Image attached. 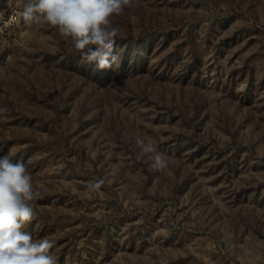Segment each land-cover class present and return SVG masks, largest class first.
I'll list each match as a JSON object with an SVG mask.
<instances>
[{"label":"rangeland","instance_id":"1","mask_svg":"<svg viewBox=\"0 0 264 264\" xmlns=\"http://www.w3.org/2000/svg\"><path fill=\"white\" fill-rule=\"evenodd\" d=\"M27 2L0 0V157L41 193L24 231L58 264H264V0H134L103 70Z\"/></svg>","mask_w":264,"mask_h":264},{"label":"clouds","instance_id":"2","mask_svg":"<svg viewBox=\"0 0 264 264\" xmlns=\"http://www.w3.org/2000/svg\"><path fill=\"white\" fill-rule=\"evenodd\" d=\"M133 4L134 0H28L19 15L29 28L51 26L82 53V63L103 70L119 60L114 54L119 29L113 26V17ZM5 111L0 108V119L6 118ZM136 144L148 154L154 170L167 168L168 158L155 141L138 136ZM102 183L89 185V190H98ZM40 195L23 160H13L11 153L0 157V264H58L50 251L55 241L47 236L35 239L24 231L36 216Z\"/></svg>","mask_w":264,"mask_h":264},{"label":"built area","instance_id":"3","mask_svg":"<svg viewBox=\"0 0 264 264\" xmlns=\"http://www.w3.org/2000/svg\"><path fill=\"white\" fill-rule=\"evenodd\" d=\"M18 15V13H16V12H14L12 15H10V20L12 21H15V20H17V16Z\"/></svg>","mask_w":264,"mask_h":264}]
</instances>
